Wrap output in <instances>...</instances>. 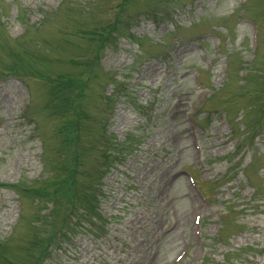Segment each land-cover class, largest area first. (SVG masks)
Segmentation results:
<instances>
[{
  "label": "rangeland",
  "instance_id": "374dc122",
  "mask_svg": "<svg viewBox=\"0 0 264 264\" xmlns=\"http://www.w3.org/2000/svg\"><path fill=\"white\" fill-rule=\"evenodd\" d=\"M0 264H264V0H0Z\"/></svg>",
  "mask_w": 264,
  "mask_h": 264
},
{
  "label": "trees",
  "instance_id": "16d2710c",
  "mask_svg": "<svg viewBox=\"0 0 264 264\" xmlns=\"http://www.w3.org/2000/svg\"><path fill=\"white\" fill-rule=\"evenodd\" d=\"M69 182H71V184L70 185H68L69 184ZM72 182L73 181H71V180H66V181H63V183H64V188L66 189V190H74L75 189V186H73L72 187ZM57 187H58V185H57ZM59 190H63V189H59ZM76 191V190H75ZM55 192H57V189H55ZM74 198V193L72 192V193H69V199H70V201L72 200ZM87 204L89 205V201H87ZM86 209H89L90 207H85Z\"/></svg>",
  "mask_w": 264,
  "mask_h": 264
}]
</instances>
